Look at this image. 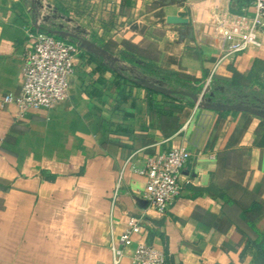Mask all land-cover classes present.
Segmentation results:
<instances>
[{"label":"crops","instance_id":"0c3cea01","mask_svg":"<svg viewBox=\"0 0 264 264\" xmlns=\"http://www.w3.org/2000/svg\"><path fill=\"white\" fill-rule=\"evenodd\" d=\"M117 1L119 14L91 19L70 12L67 0H0V264H112L111 246L132 217L142 231L122 264H133L138 244L162 250L168 264H263L264 119L197 108L189 97L134 82L200 96L217 51L197 34L209 32L216 15L242 13L245 5ZM120 23L138 26L112 37ZM60 25L84 32L116 63L80 49L75 94L21 116L2 98L21 91L29 34ZM213 90L217 100L259 96L264 108V49L224 62ZM182 146L192 156L181 193L159 213L135 169Z\"/></svg>","mask_w":264,"mask_h":264},{"label":"built area","instance_id":"2783aa9c","mask_svg":"<svg viewBox=\"0 0 264 264\" xmlns=\"http://www.w3.org/2000/svg\"><path fill=\"white\" fill-rule=\"evenodd\" d=\"M229 1L244 4L242 13H220L213 18L209 32L197 34L199 43L209 39L217 51V62L204 81L201 96H208L212 92L224 62L234 60L240 54L264 49V0ZM66 6L70 12L74 11V15L86 11L91 19L101 13L119 14L120 11L117 0H67ZM130 29L129 25L124 27L120 23L111 31V35L115 37ZM29 36L32 44L23 57L21 91L2 98L3 105H15L21 116L32 109H53L70 98V78L75 75V62L80 54L76 44L46 32L37 31ZM191 156V151L182 146L152 156L143 169H135L146 177L143 196L157 212L165 213L180 195L182 170ZM141 231L140 219L130 218L127 229L116 238L118 246L116 243L111 246L112 264H122L125 249L133 245V235ZM132 261L133 264H168L162 250L146 244L136 245Z\"/></svg>","mask_w":264,"mask_h":264},{"label":"water","instance_id":"95a60500","mask_svg":"<svg viewBox=\"0 0 264 264\" xmlns=\"http://www.w3.org/2000/svg\"><path fill=\"white\" fill-rule=\"evenodd\" d=\"M135 26V27H134ZM138 24H135L132 26L131 30L137 28ZM46 32L52 36L55 37H60V39L68 41L70 43H74L77 45V47L81 50H84L86 52H89L97 57H100L104 61L115 64L116 60L113 59L107 51L93 43L92 41L88 40L85 37L84 32L80 33H66L63 31V26H59V30L56 31H43ZM75 82L76 79L75 77L70 78V94L74 95L75 94ZM134 82L136 84L154 91L156 93L162 94V95H183L186 97H189L195 101L196 104L200 108L203 109H208L211 111H216V112H233V111H243L246 113H250L253 115H256L257 117H260L264 119V108H261L260 106H255V105H246L244 103H235L236 99L233 97H227L226 99H216L215 91L212 90V92L208 96H199L190 92L186 91H179V90H173L165 87L162 83H154L152 81H149L144 78L140 79H134Z\"/></svg>","mask_w":264,"mask_h":264},{"label":"trees","instance_id":"16d2710c","mask_svg":"<svg viewBox=\"0 0 264 264\" xmlns=\"http://www.w3.org/2000/svg\"><path fill=\"white\" fill-rule=\"evenodd\" d=\"M119 76V75H118ZM119 78L120 79H123L121 76H119ZM233 85H235V84H233ZM230 88V87H229ZM151 93H153V91H150ZM256 96V95H255ZM235 99H236V101L239 103H244V104H250V105H261L262 106V103H261V100H260V97L259 96H256V97H254V96H252L251 98H253V99H245L244 97H243V95H236L235 97H234ZM258 248V252H259V254H260V256H261V258L264 260V246H258L257 247ZM264 264V263H263Z\"/></svg>","mask_w":264,"mask_h":264},{"label":"flooded vegetation","instance_id":"af4514ba","mask_svg":"<svg viewBox=\"0 0 264 264\" xmlns=\"http://www.w3.org/2000/svg\"><path fill=\"white\" fill-rule=\"evenodd\" d=\"M261 108H263V106L260 105Z\"/></svg>","mask_w":264,"mask_h":264}]
</instances>
